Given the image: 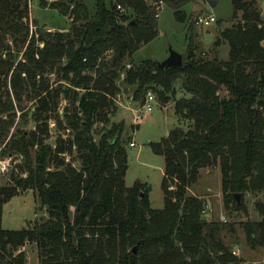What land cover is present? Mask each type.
I'll return each instance as SVG.
<instances>
[{"label": "trees", "instance_id": "obj_1", "mask_svg": "<svg viewBox=\"0 0 264 264\" xmlns=\"http://www.w3.org/2000/svg\"><path fill=\"white\" fill-rule=\"evenodd\" d=\"M200 1L208 0H94L90 13L78 0H38L70 25L51 33L32 22L30 34L29 0H0V147L3 156L22 158L11 185H0V264H25L20 249L28 244L38 264H244L221 237L232 225L203 219L205 202L190 188L202 170L217 168L229 216L245 211V195L264 192V18L256 0H230V25L214 43L227 44L228 60L197 57V20L184 8ZM157 4L176 22H190L180 68L133 62L158 35ZM53 72L67 87L36 84ZM177 87L188 97L177 98ZM9 90L17 102L22 94L38 98L34 130H24L22 118L15 123ZM121 90L137 107L148 93L161 107L173 102L178 126L148 143L164 160L161 210L151 208L147 183L125 186L138 127L112 121ZM60 97L66 105L58 115ZM49 119L68 132L53 145ZM27 191L47 219L4 230L3 205ZM241 227L251 250L264 245V216Z\"/></svg>", "mask_w": 264, "mask_h": 264}, {"label": "rangeland", "instance_id": "obj_2", "mask_svg": "<svg viewBox=\"0 0 264 264\" xmlns=\"http://www.w3.org/2000/svg\"><path fill=\"white\" fill-rule=\"evenodd\" d=\"M49 3L52 0H48ZM84 3L90 13L94 12V0H78ZM108 4L110 0H105ZM216 4L210 6L207 1L197 2L185 6L184 11L188 16H191L190 21H196L199 18H204L207 14H212L216 22L209 27L199 26L194 24L192 26L191 36L196 42L195 54L197 57L206 59L216 58L218 60L227 61L229 48L226 43H221L215 46L214 43L218 38L219 32L229 26L227 20L232 15V5L230 0H215ZM256 5L264 18V0H256ZM29 29L30 34L37 31L36 26L32 22H36L45 32H61L69 27V21L66 17L60 15L56 10L50 8H43L39 5L38 0H29ZM157 13V37L142 46L132 57L134 63L142 60H152L161 62L165 60L169 53V48L178 54L185 53L187 48V29L190 22L181 24L174 20L172 11L162 4L156 5ZM53 28V29H49ZM190 34V33H189ZM39 47H43L39 44ZM21 59V53L17 60ZM128 68V67H127ZM24 78V75H22ZM59 75L56 73H47L43 78L36 77V84L48 86L49 90L53 92L58 86H66L67 83L59 80ZM41 87V88H42ZM10 91V90H9ZM149 94V93H148ZM150 95H152L150 93ZM44 95H40L39 98ZM154 97V95H152ZM188 97L184 95L177 87L176 97ZM129 90H121L120 94L113 97V102L117 106V111L112 117L113 122L123 121L127 127L133 125L138 129L132 132L130 142L134 143V147H127L128 153V169L125 175V186L131 187L137 180L147 183L150 187L149 201L150 206L154 210H161L164 206L163 195L160 188L164 160L161 156L154 155L148 147L149 142H158L164 138L166 133L176 126V117L174 114L173 102H169L161 107L157 102L152 103V112L143 114L138 125L132 121V107L136 108L134 104L127 106V103L132 101ZM10 98L18 122L22 118V128L24 130H34L35 124L31 115L38 108V98H34L30 93L28 96L22 94L20 101H15L14 96L10 91ZM155 98V97H154ZM57 105L58 115H61L66 101L61 97L58 98ZM156 101V100H155ZM8 102V100H6ZM121 104V105H120ZM20 106L23 111H18ZM127 107V108H125ZM125 108V109H124ZM166 109V110H165ZM24 116V117H22ZM52 116V115H49ZM48 134L50 136L48 142L52 145L61 135L65 139L68 132L59 130L54 119H49ZM0 147V158L9 159L8 171L0 175V185H11V175L16 174V166L21 163L22 158L17 156H3ZM190 194L202 198L205 202V211L202 218L208 221H220L226 223L228 226L232 225L233 230L229 227L224 229L221 237L227 245L230 246L235 255L243 261L244 264H264V245L253 251L246 244L245 235L242 230V224L245 222L261 221L264 216V192L255 195H245L242 199L245 205V211L232 212L228 215L225 210L222 193H221V176L217 168L210 170H202L200 178L190 188ZM240 197V196H239ZM240 199V198H239ZM47 219L46 210H39L38 203L32 191H27L23 194L13 197L9 202L3 205L2 228L4 230L17 231L32 225L35 221H42ZM135 248V247H134ZM25 254V264H38V253L34 245L28 244L20 249V252Z\"/></svg>", "mask_w": 264, "mask_h": 264}, {"label": "built area", "instance_id": "obj_3", "mask_svg": "<svg viewBox=\"0 0 264 264\" xmlns=\"http://www.w3.org/2000/svg\"><path fill=\"white\" fill-rule=\"evenodd\" d=\"M119 8V7H118ZM216 22L215 17L212 14H207L204 18H199L196 21V24L199 26L209 27L212 24ZM132 102V101H131ZM156 102L154 97L150 94H147L145 101L141 106H138L134 108L132 111V121L135 124H138V122L141 120L143 114H147L152 112L153 104ZM133 146V144H130V147ZM9 168V159L6 158H0V175L6 173ZM233 254H235L233 252Z\"/></svg>", "mask_w": 264, "mask_h": 264}, {"label": "water", "instance_id": "obj_4", "mask_svg": "<svg viewBox=\"0 0 264 264\" xmlns=\"http://www.w3.org/2000/svg\"><path fill=\"white\" fill-rule=\"evenodd\" d=\"M207 3L210 6H214L216 4L215 0H208ZM183 64L182 55L178 54L177 52L173 51L171 48H169L168 56L165 60L161 62H156V65L159 69L162 70H168L173 68H180ZM136 88V87H135ZM237 202H239V195H234ZM133 253H136V247L132 250Z\"/></svg>", "mask_w": 264, "mask_h": 264}, {"label": "crops", "instance_id": "obj_5", "mask_svg": "<svg viewBox=\"0 0 264 264\" xmlns=\"http://www.w3.org/2000/svg\"><path fill=\"white\" fill-rule=\"evenodd\" d=\"M68 21H69V20H68ZM49 29H53V28H49ZM67 29H68V28H66V29H63V28H62V30H67ZM221 61H222V60H221ZM182 93H183V92H182ZM183 94H184V93H183ZM184 95H185V94H184ZM131 103H132V102H130L129 105H128V103H127V106H128V107H129V106L132 107V104H133V103H132V104H131ZM120 105H121V104H120ZM125 108H127V107H125ZM125 108H124V109H125ZM127 109H128V108H127ZM133 110H134V107H132V111H133ZM165 110H166V109H165ZM132 113H133V112H132ZM137 125H138V124H137ZM176 126H178L177 118H176ZM176 126H175V127H176ZM175 127H174V128H175ZM170 131H171V130H170ZM170 131H169V132H170ZM169 132H168V133H169ZM168 133H166L165 137H167ZM165 137H164V138H165ZM160 140H161V139H160ZM132 144H133V146H131V147H134V143H133V142H132ZM129 146H130V145H129ZM162 177H163V174H162ZM138 181H139V180H138ZM142 183H143V182H142ZM190 192H191V191H190Z\"/></svg>", "mask_w": 264, "mask_h": 264}]
</instances>
